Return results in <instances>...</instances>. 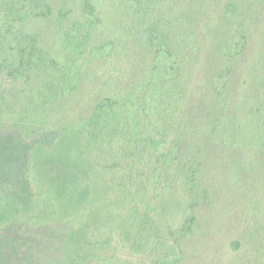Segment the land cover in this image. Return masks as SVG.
<instances>
[{"label": "trees", "instance_id": "1", "mask_svg": "<svg viewBox=\"0 0 264 264\" xmlns=\"http://www.w3.org/2000/svg\"><path fill=\"white\" fill-rule=\"evenodd\" d=\"M263 4L0 0L9 264H264Z\"/></svg>", "mask_w": 264, "mask_h": 264}, {"label": "rangeland", "instance_id": "2", "mask_svg": "<svg viewBox=\"0 0 264 264\" xmlns=\"http://www.w3.org/2000/svg\"><path fill=\"white\" fill-rule=\"evenodd\" d=\"M216 2L218 4V9L221 10L227 4L228 0H216ZM261 7V14L258 20L261 24H263V27L255 31L253 35V38H255V40L250 50V56L254 61L258 59V55L260 53V49L262 48L264 37V4L261 5ZM96 89L97 88H95V90ZM88 91L89 90L87 89V87H83L80 91L79 97L82 100L87 98ZM12 149H14V147H12ZM16 191L20 193L21 189L17 188ZM26 241L27 239L21 237L18 233V230L15 231L14 228L0 229V264H9L15 256H25V252L24 250H21V247L24 243H26ZM229 256L233 255L230 254ZM192 263L197 264L198 262L194 261Z\"/></svg>", "mask_w": 264, "mask_h": 264}]
</instances>
